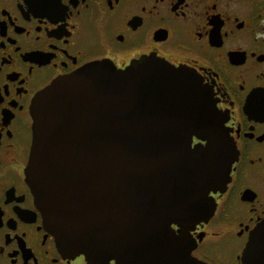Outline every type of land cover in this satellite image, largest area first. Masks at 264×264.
Instances as JSON below:
<instances>
[{"label":"flooded vegetation","instance_id":"1","mask_svg":"<svg viewBox=\"0 0 264 264\" xmlns=\"http://www.w3.org/2000/svg\"><path fill=\"white\" fill-rule=\"evenodd\" d=\"M152 56L199 74L237 150L226 186L210 192L212 216L190 230L193 256L263 262L243 252L264 224V107L249 103L264 97V0H0V264H87L60 249L26 179L50 103L35 106L88 63Z\"/></svg>","mask_w":264,"mask_h":264},{"label":"water","instance_id":"2","mask_svg":"<svg viewBox=\"0 0 264 264\" xmlns=\"http://www.w3.org/2000/svg\"><path fill=\"white\" fill-rule=\"evenodd\" d=\"M176 67L93 62L40 93L35 107L50 104L26 179L60 249L87 264H208L190 230L212 216L210 192L226 186L237 150L199 74ZM260 240L244 260L264 262Z\"/></svg>","mask_w":264,"mask_h":264},{"label":"snow or ice","instance_id":"3","mask_svg":"<svg viewBox=\"0 0 264 264\" xmlns=\"http://www.w3.org/2000/svg\"><path fill=\"white\" fill-rule=\"evenodd\" d=\"M67 2V0H65V3ZM173 71H181V69L177 66L176 68L172 69ZM250 104H259L261 107H264V97L260 98V99H255V94L253 95V98H250L249 100ZM177 225H172V227H176ZM264 236V225H261L258 229L257 232L253 233V237L251 242L249 243V249L252 251H255V249L257 247H259L261 240L260 237ZM247 264V262H246Z\"/></svg>","mask_w":264,"mask_h":264},{"label":"bare ground","instance_id":"4","mask_svg":"<svg viewBox=\"0 0 264 264\" xmlns=\"http://www.w3.org/2000/svg\"><path fill=\"white\" fill-rule=\"evenodd\" d=\"M30 152H31V148H30Z\"/></svg>","mask_w":264,"mask_h":264}]
</instances>
